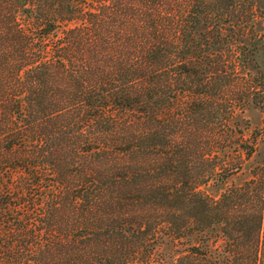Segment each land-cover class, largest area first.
<instances>
[{"label":"trees","instance_id":"16d2710c","mask_svg":"<svg viewBox=\"0 0 264 264\" xmlns=\"http://www.w3.org/2000/svg\"><path fill=\"white\" fill-rule=\"evenodd\" d=\"M0 264H264V0H0Z\"/></svg>","mask_w":264,"mask_h":264},{"label":"rangeland","instance_id":"374dc122","mask_svg":"<svg viewBox=\"0 0 264 264\" xmlns=\"http://www.w3.org/2000/svg\"><path fill=\"white\" fill-rule=\"evenodd\" d=\"M260 116L258 117L256 114L255 115H253L252 116V121L254 122V123H258V119L260 120Z\"/></svg>","mask_w":264,"mask_h":264}]
</instances>
